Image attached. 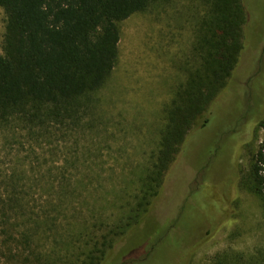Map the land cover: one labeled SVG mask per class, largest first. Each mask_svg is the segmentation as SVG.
<instances>
[{
  "label": "rangeland",
  "instance_id": "rangeland-1",
  "mask_svg": "<svg viewBox=\"0 0 264 264\" xmlns=\"http://www.w3.org/2000/svg\"><path fill=\"white\" fill-rule=\"evenodd\" d=\"M243 2L248 18L242 57L167 171L151 209L159 234H148L149 225L142 234L130 233L116 242L104 264H212L220 253L264 250V201L241 183L264 141L258 127L264 113V0ZM207 8L206 0H155L121 21L116 66L84 100L76 123L54 120L48 128L22 118L0 122V181L14 172L44 178L25 189L38 198L36 212L56 214V204L49 203L58 193L49 180L56 185L62 173L74 183L80 179L82 191L71 185L76 195L70 192L69 205L57 209L66 225L76 218L119 214L110 201L138 178L156 149L164 106L187 78L196 27ZM5 34L0 6L2 53ZM206 117L210 120L203 125ZM146 220L137 228L142 230ZM147 234L141 243L137 235ZM41 237L37 244L50 250L54 242Z\"/></svg>",
  "mask_w": 264,
  "mask_h": 264
},
{
  "label": "trees",
  "instance_id": "trees-1",
  "mask_svg": "<svg viewBox=\"0 0 264 264\" xmlns=\"http://www.w3.org/2000/svg\"><path fill=\"white\" fill-rule=\"evenodd\" d=\"M154 1L0 0L6 14L4 52L0 51V122L22 118L48 128L54 120L76 123L84 100L105 84L116 66L120 22L147 10ZM206 4V14L196 27L187 78L164 106L157 147L138 178L130 180L132 185L129 181L123 193L110 201L119 214L76 218L79 222L66 225L57 209L69 205L70 192L75 196L76 189L82 191L77 188L84 185L80 179L74 183L62 173L56 185L49 180L58 193L49 203L56 204L55 214L48 209L36 212L38 198L26 190L32 180L38 184L44 178L11 173L0 181L4 186L0 188V264H104L125 236L134 231L142 234L148 225L150 234L155 222L151 209L168 169L196 121L210 114L211 103L233 76L244 50L248 17L243 0H206ZM258 127L264 129V113ZM241 183L264 201V141ZM145 219L143 229H138ZM148 234L137 237L144 244ZM41 236L54 242L50 250L37 244ZM162 240L163 236L158 244ZM182 242L180 237L178 246ZM228 252L220 253L212 264H264L262 248Z\"/></svg>",
  "mask_w": 264,
  "mask_h": 264
},
{
  "label": "flooded vegetation",
  "instance_id": "flooded-vegetation-1",
  "mask_svg": "<svg viewBox=\"0 0 264 264\" xmlns=\"http://www.w3.org/2000/svg\"><path fill=\"white\" fill-rule=\"evenodd\" d=\"M261 34H262V36L260 38L264 39V29H261ZM152 227L153 228L150 229V233H152V234H159V232H156V231H158L156 225L154 224V225H152ZM153 244H155V243H153Z\"/></svg>",
  "mask_w": 264,
  "mask_h": 264
}]
</instances>
